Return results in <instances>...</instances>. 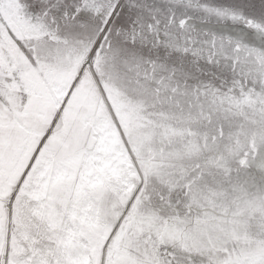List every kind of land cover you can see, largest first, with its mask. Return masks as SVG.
<instances>
[{
    "label": "snow or ice",
    "instance_id": "1",
    "mask_svg": "<svg viewBox=\"0 0 264 264\" xmlns=\"http://www.w3.org/2000/svg\"><path fill=\"white\" fill-rule=\"evenodd\" d=\"M0 264H264V0H0Z\"/></svg>",
    "mask_w": 264,
    "mask_h": 264
}]
</instances>
